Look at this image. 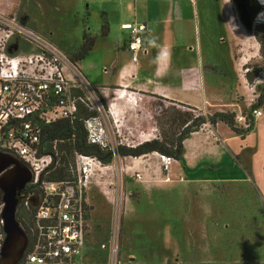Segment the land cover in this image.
<instances>
[{
	"label": "rangeland",
	"instance_id": "obj_1",
	"mask_svg": "<svg viewBox=\"0 0 264 264\" xmlns=\"http://www.w3.org/2000/svg\"><path fill=\"white\" fill-rule=\"evenodd\" d=\"M195 3L200 36L208 31L209 38L222 46V60L213 64L221 65L227 85L233 89L228 105L223 109L250 115L254 103L249 104L251 99L256 102L261 87H264L262 46L255 35L257 32L264 38V22H254L260 13L264 19V5L258 0H231L233 20L228 21L225 15L223 19L221 0H195ZM252 5L260 6L253 19L250 18ZM103 6L115 8V2L0 0L3 11L16 15L20 22L46 36L68 57L77 51L83 32L101 31L102 23L95 20ZM113 19L111 17L109 27L115 33ZM219 37L223 38L222 43L218 41ZM210 49L212 51V47ZM27 50L22 43L18 52ZM249 75L253 78L251 82ZM94 88L97 93L102 91ZM121 89L110 87L107 90L110 96L115 95L113 102L121 97L119 101L127 104L124 115L116 116L119 137L124 142L128 139L129 144L139 140L138 124L142 117L150 116L154 117L153 125L160 136L167 125H160L155 117L162 115H154L147 107L138 108L135 103L138 93ZM144 99L161 103L151 97ZM100 100L107 111L108 99L100 94ZM164 105L193 113L192 109L182 105L167 101ZM260 108L264 111V107L260 105ZM120 117L128 119L122 124ZM132 126L135 127L133 134ZM260 135L258 133L257 138L240 136L241 143L248 141L250 144H241L237 152L229 149V176L223 182L189 186L182 176L176 179L172 174L177 161L164 171L159 157L154 168L149 166L142 173L139 165L145 164L146 156L139 159L115 156L109 163L111 168L98 178L104 182L106 194L95 183L97 175L90 178L86 198L91 213L84 264H130L128 260L132 255L135 257L133 264H264V146L258 147ZM116 140L119 142V138ZM125 164L134 168L127 170ZM59 167L62 164L58 161L52 173ZM67 167L69 178H73L76 171L70 155ZM138 171L142 174L141 180L134 175ZM113 234H118L117 256H112L109 250ZM102 245L106 248H101Z\"/></svg>",
	"mask_w": 264,
	"mask_h": 264
},
{
	"label": "built area",
	"instance_id": "obj_2",
	"mask_svg": "<svg viewBox=\"0 0 264 264\" xmlns=\"http://www.w3.org/2000/svg\"><path fill=\"white\" fill-rule=\"evenodd\" d=\"M221 1L226 19L233 20L231 0ZM258 2L264 5L260 0ZM261 14L255 17L254 22H264ZM120 28L127 31L126 48L135 63L139 55L146 52L148 27L143 22L133 21L121 23ZM22 43L28 50L18 52ZM94 87L77 64L72 63L54 42L20 22L16 15L0 8V152L17 157L30 169L33 190L29 197L37 201L36 205H32L29 199L24 203L30 209L27 215L29 247L25 264H84L85 238L91 213L86 198L90 178L97 175L95 183L106 194L105 184L98 178L107 168H111V164H104L94 156L74 152L76 175L62 180L48 179L59 161L56 144L63 140L52 141V152H46L45 142L41 140L43 126L60 119H68L72 123L78 119L76 112L80 103L87 110L95 112L81 119L89 143L101 147L110 144L109 148L113 150L119 144L135 146L136 143L159 137L157 128L149 127L146 132L141 131L137 142L129 144L126 142L128 139H124V142L119 137L117 119L112 116L113 106L108 105L106 111L100 100L102 93H97ZM252 102L255 103L254 98L249 104ZM250 115L254 120L260 117V106L251 109ZM247 116L240 112L235 115V120L246 127ZM142 118L141 121L150 119ZM203 127L213 134L212 125L205 123L200 129ZM160 157L164 171H168L176 161L170 156ZM134 175L137 180L142 179L139 171ZM1 209L0 205V213ZM3 237V220L0 216V248ZM101 248L105 249L106 246L102 245ZM109 250L112 256H117L118 234H113ZM128 261L133 264L135 257L132 255Z\"/></svg>",
	"mask_w": 264,
	"mask_h": 264
},
{
	"label": "crops",
	"instance_id": "obj_3",
	"mask_svg": "<svg viewBox=\"0 0 264 264\" xmlns=\"http://www.w3.org/2000/svg\"><path fill=\"white\" fill-rule=\"evenodd\" d=\"M108 1L115 2V8L101 7L98 19L95 20L97 23H102L100 16L104 12L108 27L107 34L101 36L100 31L90 33L95 39L94 44L89 53L77 61L78 69L88 81L102 90L100 92L104 96L107 95L108 88L119 87L138 93L140 98L150 97V95L159 96L193 107L203 114L224 111L223 108L228 105L233 89L227 85L226 78L220 70L221 65L213 64L214 61L221 62L222 46L209 38L208 31L200 36L195 1ZM221 11L223 12L222 9ZM211 16H208L209 19ZM222 16L224 19V13ZM111 17L114 18L115 33H112L109 27ZM133 21L145 23L149 30L145 37L146 52L140 54L135 63L132 61L130 51L126 48L127 31L120 28L121 23ZM152 37L157 38L159 45L170 49V60L155 62L158 49L148 44V40ZM218 41L222 43L223 38L219 37ZM213 52H216L215 55ZM120 98L108 104L113 106V117L114 114L115 117L123 116L127 108L124 101H119ZM262 99L261 107L263 108L264 92H262ZM136 104L138 108L141 107L138 101ZM120 119L123 124L128 118L120 117ZM133 128L132 134L135 131V127ZM138 128H140L139 124ZM212 132L213 134L202 128L184 139L182 160L177 161L172 167V174L176 179L182 176L189 186L223 182L228 179L229 149L237 152L241 144L249 145L250 142L241 143L240 135L232 132L222 122L212 126ZM258 133L262 134L260 139H257L258 147L264 146V111L255 119L254 129L247 135L257 138ZM145 156L146 159L143 160L145 164L139 165L142 173L149 166L154 168L160 157L156 152ZM125 165L127 170L134 168L130 164Z\"/></svg>",
	"mask_w": 264,
	"mask_h": 264
},
{
	"label": "trees",
	"instance_id": "obj_4",
	"mask_svg": "<svg viewBox=\"0 0 264 264\" xmlns=\"http://www.w3.org/2000/svg\"><path fill=\"white\" fill-rule=\"evenodd\" d=\"M251 7V19L254 18L255 14L258 12L260 6L252 5ZM101 36L107 34V20L105 18L104 12L101 13ZM264 29V26H263ZM255 35L261 43V55L264 58V38L259 36L257 32ZM94 37L89 32H83L81 44L78 46L77 51L71 55L70 61L77 64V61L85 57L91 50L94 44ZM261 72V70H259ZM252 76H248V81H252ZM261 93L258 95L256 102L252 104V109L259 107L263 103L262 92H264V87H261ZM153 99L159 102L147 101L144 97L138 100V103L143 108H148L152 110L155 114L162 115V117H155L160 125H167V129L162 130L160 136L157 139H151L136 143L135 146H127L125 144L117 145L113 150L109 147H101L97 144H92L87 141L86 130L83 126L82 118L90 117L95 114L93 111L87 110L85 106L78 103L76 117L72 123L68 119H60L52 124L45 125L42 127L41 140L45 142V151L52 152V141L63 140V142H57V158L62 164L57 171L48 176V179L52 180H62L69 178V171L67 167V157L70 155L73 157L74 152L81 153L84 155H90L96 157L104 164L110 163L114 156L119 157H141L149 153L156 152L161 156H170L176 161H181L184 148L183 141L191 133L198 131L203 124L208 123L214 126L218 122H222L228 126V128L237 135L241 137L247 135L254 129L255 120L251 115L247 116L248 125L246 127L241 126L235 120V113L229 111H218L212 114H203L197 109L175 103L170 100L163 99L159 96L150 95ZM107 101L110 102L115 98V95L110 96L109 92L105 96ZM164 101L170 102L171 104H178L184 107L192 109L193 113L188 111H183L175 107H169L164 105ZM153 118L147 121H140L139 129L140 131L146 132L149 127H155L153 125ZM237 124L238 126H236ZM72 137V139H71ZM264 178V172H263Z\"/></svg>",
	"mask_w": 264,
	"mask_h": 264
},
{
	"label": "water",
	"instance_id": "obj_5",
	"mask_svg": "<svg viewBox=\"0 0 264 264\" xmlns=\"http://www.w3.org/2000/svg\"><path fill=\"white\" fill-rule=\"evenodd\" d=\"M11 165L14 166L13 168L16 169L17 174L11 177V183L8 184L10 179L6 177L5 180L3 177L5 176L6 168ZM22 169V163H20L18 160H15L10 156L0 154V181L2 180L1 182H3L9 188L7 192L4 191L6 194L2 198L3 206L0 213V216L3 220V232L5 234L3 248L0 252V259L8 257L17 259L21 257L27 244V237L15 219L16 200L13 194V190L16 187L17 189L21 188L23 183L26 181L21 180L20 178ZM0 188L4 189V187L2 188V183L0 184ZM29 202L32 205L37 204L36 198L29 199ZM14 246H16L17 250L15 255L12 256L10 251L13 250Z\"/></svg>",
	"mask_w": 264,
	"mask_h": 264
},
{
	"label": "flooded vegetation",
	"instance_id": "obj_6",
	"mask_svg": "<svg viewBox=\"0 0 264 264\" xmlns=\"http://www.w3.org/2000/svg\"><path fill=\"white\" fill-rule=\"evenodd\" d=\"M0 154L10 156V157L14 158L15 160H18L20 163H22L17 157H14L12 155H8V154L2 153V152H0ZM13 167H14L13 165L7 167L5 176L3 177V179H5V180H6V177H8L10 179V180L8 179L9 180L8 184L11 183V177L14 176L15 174H17L16 169ZM22 168H23L22 169L23 172L21 171L20 178H21V180H26V181L23 183V186L21 188L17 189V187H16L13 190V194H14V198L16 200L15 219L19 223L23 233L27 237V244L23 250L21 257H19L17 259H13L11 257L1 258L0 264H25V256H26V253H27L28 247H29V236H28V232H27V224H28V218H27L28 216L27 215H28V212L30 209L27 208L24 203L27 199H32L29 196H30V192L33 190L32 189L33 186L31 184V171H30V169L23 163H22ZM1 181H0V184L2 183V188L4 187V189L0 188V205L3 206L2 198L4 197V195L6 194L5 192H7L9 188ZM4 238H5V234H4V237L2 240L0 252L2 251V248H3ZM16 250H17V248H16V246H14L13 250L10 251V254L12 253V256L15 255Z\"/></svg>",
	"mask_w": 264,
	"mask_h": 264
},
{
	"label": "clouds",
	"instance_id": "obj_7",
	"mask_svg": "<svg viewBox=\"0 0 264 264\" xmlns=\"http://www.w3.org/2000/svg\"><path fill=\"white\" fill-rule=\"evenodd\" d=\"M261 4H264V0H260ZM148 44L152 47H155L158 49L157 55L155 57V62L159 63L162 60H170L171 58V51L170 49L164 48L161 45L157 43V38L152 37L148 40Z\"/></svg>",
	"mask_w": 264,
	"mask_h": 264
},
{
	"label": "bare ground",
	"instance_id": "obj_8",
	"mask_svg": "<svg viewBox=\"0 0 264 264\" xmlns=\"http://www.w3.org/2000/svg\"><path fill=\"white\" fill-rule=\"evenodd\" d=\"M137 101H138V100H137ZM137 101H136V102H137ZM137 159H139V157H137Z\"/></svg>",
	"mask_w": 264,
	"mask_h": 264
}]
</instances>
